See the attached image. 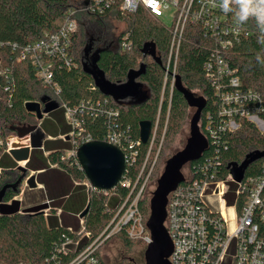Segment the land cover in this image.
<instances>
[{"label":"trees","instance_id":"16d2710c","mask_svg":"<svg viewBox=\"0 0 264 264\" xmlns=\"http://www.w3.org/2000/svg\"><path fill=\"white\" fill-rule=\"evenodd\" d=\"M83 2L84 0H0V42L2 43L0 57L2 65L7 67V72L12 77V80L0 77V141L4 142L9 134H16V127L22 124H37L34 113L26 111V102L48 100L55 105L65 102L72 106L81 101L86 102L88 99L103 100L106 98L108 105L116 107L119 111L115 124H113L114 127L122 131L128 127V133L134 139L139 137V121L149 120L152 129L158 117L156 136L153 141L155 149L151 150L153 156L163 129L162 144L170 141L180 131L188 117L189 107L183 95L175 89L170 98L168 94L160 103L163 66L169 34L167 29L155 18L149 16L144 9L139 8L133 13H121L117 7L105 13L78 11L76 14L77 31L72 37L69 49L73 63L70 67L63 65L55 67L53 81L58 87L56 93L52 86L43 84L36 78L28 59L14 60L17 48L13 47L12 43L21 47L26 42L41 37L45 30H56L67 7L73 4L77 6ZM115 22L123 23V28L119 32L115 31ZM192 26L193 24H187L185 40L179 53L177 73L184 87L205 98L206 104L201 112L200 123L204 111L211 107L212 92L202 72L203 50L197 43L200 38L189 33ZM125 32L128 33L132 42L130 50H122L120 47V40ZM148 40L155 43L156 53L161 59L160 64L149 55L143 56L140 51V47ZM257 54L264 56V44L259 42L258 34L252 33L235 48L231 63L237 68L243 85L258 90L264 97V64L257 63ZM92 57H98V67L113 83L125 81L128 71L137 69L143 62L145 69L136 81L145 86L147 91L141 97H126L122 100H114L111 96L104 95L94 85L92 76L84 70V66L89 67ZM11 77L9 76V79ZM7 82L9 91L3 89V85ZM55 116L59 124L63 122L61 116ZM262 117L264 119V112ZM104 118V116L90 118L83 124V130L90 133L93 140L102 139L107 128ZM37 125L44 128L45 122L42 121ZM68 130L65 131L67 139H69L68 133L71 130L70 125ZM48 134L58 135L56 130H51ZM227 140V147L222 146L219 149L220 172L227 173L233 165L240 166L250 154L260 153L243 170L244 175L258 174L264 161V132H260L253 123L243 120L240 129L228 134ZM63 142L65 141L60 140L59 145ZM68 142L67 149L70 150L71 142ZM59 145L49 149L45 144L44 148L50 150L47 155H43L42 149H32L24 164L27 172L42 170L38 176L39 182L43 184L47 198L54 200L48 202V205L41 203L33 208L20 210L19 202L13 200V197L20 193L21 183L25 176L24 171H22L23 174L20 173L21 170L17 168L15 162L10 163L9 167H1L0 202L3 203L0 204V260L4 264H46L45 260L52 259L59 242L66 236L72 237L75 233L68 229L69 225L58 222L54 213L61 199H56L58 195L53 196L52 194L64 191L61 188L64 187L62 183L64 184L66 179L75 182L87 181V179L76 162V158L65 153L64 149L68 144L61 147ZM138 148L137 161L128 172L133 179L141 164L147 144L142 143ZM210 151L211 147L188 165L191 168L195 167L203 155ZM156 163L157 160L150 173L151 181L158 176ZM2 164L3 162H0V165ZM77 188L84 189L83 186H77ZM71 189L72 193L66 199L68 204L77 199L75 195L77 193L73 192L75 189L73 187ZM127 193L128 189L120 185L107 192L88 189L87 195L82 197L81 208L77 210L81 212L86 203L88 204L87 211L82 216V225L85 230L89 231L93 237L96 236L109 221L114 207L123 200ZM226 199L230 202L231 195L227 193ZM8 201L10 203L6 204ZM47 206L49 208L44 214L43 209ZM64 206L67 210V203ZM139 208L144 215H147V194L139 200ZM117 236L121 238L122 250L125 252L133 246H138L123 232ZM96 254L99 256L98 252ZM120 263L125 264L121 261Z\"/></svg>","mask_w":264,"mask_h":264},{"label":"built area","instance_id":"2783aa9c","mask_svg":"<svg viewBox=\"0 0 264 264\" xmlns=\"http://www.w3.org/2000/svg\"><path fill=\"white\" fill-rule=\"evenodd\" d=\"M114 7L121 13H133L142 8L168 31L160 103L166 95L169 94L170 98L179 75L177 65L187 24H193L189 33L200 38L197 43L203 50L202 72L212 98L211 107L204 111L199 127L211 151L203 155L195 167L191 168L188 163L185 165L182 172L185 181L167 196L164 226L172 242L169 261L172 264H264V161L258 174L243 175L240 181H236L229 170L220 172L218 157L220 147H227V135L239 130L243 120L264 132V97L258 90L243 85L237 68L231 63L238 44L252 33L257 34L254 23L250 21L237 27L231 15L226 16L219 10L215 0H84L77 6L67 7L56 30H45L41 37L21 47L12 43L17 48L14 60L28 59L36 78L52 86L56 93L58 87L53 81L55 67H70L73 63L69 49L77 31V12L105 13ZM120 47L122 50L132 48L127 32L122 35ZM9 76L11 74L2 65L0 57V77L12 80ZM3 89L9 91L8 82ZM57 105L63 109L71 126L68 133L71 148L67 155L74 156L77 163V148L93 140L90 133L83 130V124L90 118L105 117L107 128L101 140L123 152L126 166L117 185L127 188L128 193L117 203L109 221L94 237L85 230L79 216V228L68 227L75 231L74 235L60 241L52 259H46L45 263L121 264V260L106 257L113 240L121 243L117 236L120 232L144 249L151 242L146 226L148 213L144 215L141 212L139 200L149 193L150 173L160 149L161 142L151 155L158 117L150 130L146 151L133 179L128 172L137 161L138 147L142 143L139 137H131L128 127L124 131L114 127L119 112L116 107L108 105L106 98L88 99L72 106L65 102ZM163 132L164 129L160 141ZM13 142L20 146L28 144L29 135L7 137L2 144L3 151L8 152ZM84 184L87 190L95 189L88 180ZM227 193L232 197L230 202L226 199Z\"/></svg>","mask_w":264,"mask_h":264},{"label":"water","instance_id":"95a60500","mask_svg":"<svg viewBox=\"0 0 264 264\" xmlns=\"http://www.w3.org/2000/svg\"><path fill=\"white\" fill-rule=\"evenodd\" d=\"M140 51L143 56L149 55L157 63H161L153 41L144 42L140 47ZM97 60L98 57H92L89 67L84 66V70L92 76L94 85L101 93L111 96L114 100H122L126 97L138 98L144 95L146 91L141 90L142 84L136 81V78L145 69L143 62L139 64L137 69L128 71L125 81L113 83L105 77L104 71L98 67ZM174 89L183 95L188 107L193 109V112L189 118L188 136L185 143L164 162L163 169L157 177L154 189L148 199L146 226L150 232L151 242L145 247L143 262L140 264H172L168 259L172 251V242L164 226L167 196L180 182L185 181L182 168L187 163L201 157L203 152L209 147L207 139L199 127L201 112L206 104L205 98L184 87L180 75L176 77ZM43 102V100L26 102L25 109L29 113H34L36 118L41 119L43 112L56 106L51 102L42 112L41 104ZM138 128L140 142L146 143L151 130V122L149 120H141L138 122ZM15 130L18 137L29 135L28 144L20 146L18 143L13 142L8 150L10 156L19 163L17 168L25 171L26 168L21 165V162L27 161L31 149L41 146L44 133L35 124L16 127ZM259 155L260 153L250 154L240 166L233 165L229 169L233 178L236 181H240L244 175V168ZM76 157L90 185L95 189L104 191L111 190L117 185L126 166L125 156L121 149L102 140H91L81 144L77 148ZM25 182L28 187L34 188L36 186L35 175L30 174ZM87 208L88 204L86 203L83 210L79 213L80 217L85 214Z\"/></svg>","mask_w":264,"mask_h":264},{"label":"crops","instance_id":"0c3cea01","mask_svg":"<svg viewBox=\"0 0 264 264\" xmlns=\"http://www.w3.org/2000/svg\"><path fill=\"white\" fill-rule=\"evenodd\" d=\"M61 110H62V108L59 107L58 105H56L55 107H52L48 111L42 113V118L40 119L39 124H41V122L43 121V122H45V125H44V128H42L41 126H38V127L44 133V138H42L41 146L39 148H34V149H42L43 155H47L48 152L50 151V150H47L46 148H44L45 144L47 145V147L49 149L51 147L58 146L60 140L61 141L64 140L65 142H63L62 145L60 144L59 147L65 146V144H68L67 142L69 141V139L66 138V132L65 131L66 130L69 131L68 130L69 123H68L67 119L65 118L64 113L62 114ZM55 115L61 116L63 122L59 124ZM51 130L52 131L56 130L58 135L52 136V135L48 134V132ZM31 150H30V152H31ZM30 152H29V155H30ZM28 158H29V156H28ZM0 162H3V164H2L3 166L0 165V170H1V167H5V166L9 167L8 165H11L10 163H12V162H15L17 165L19 164L6 151L0 152ZM25 162L26 161L22 162L23 166H24ZM50 166L55 167L52 165H50ZM29 172H31L32 174L34 173L36 186L34 188H30L28 186H24L21 188L20 194L23 196V201H22L21 197H20V199H16L15 198L16 196L13 197V200L19 202V207L21 208L20 210L30 209V208L37 206L38 204H41V203H46L48 205V202L52 201V200H49L47 198V195H46L44 188H43V184L40 183L39 179H38V176L42 172V170H29ZM62 186H64L61 188V190H64L63 192H60L59 194L57 192H54L52 194L53 196L58 195V198H56V199H61V203L58 204V207L55 208L54 214H55V216H57L59 223H62L64 225H69V227H71V228H77L78 229L79 228L78 218H79L80 212H77V210L79 208H81V206H82V200H83L82 197H84L85 192L82 188L81 189L73 188V189H75L73 192L77 193V194H75L77 199L75 202H71V203L69 202V204H68L66 199L68 198L69 194L72 193V191H70V190H72L71 189L72 181H68L66 179L65 183L64 184L62 183ZM2 203L3 202H0V204H2ZM9 203H10L9 201L6 202V204H9ZM66 203L68 206L67 210L64 209V207H65L64 205ZM48 208L49 207L47 206V208L43 209L44 214L47 213Z\"/></svg>","mask_w":264,"mask_h":264},{"label":"rangeland","instance_id":"374dc122","mask_svg":"<svg viewBox=\"0 0 264 264\" xmlns=\"http://www.w3.org/2000/svg\"><path fill=\"white\" fill-rule=\"evenodd\" d=\"M115 31L116 32H119L122 28H123V23L122 22H115ZM141 90H144V91H147L146 87L145 86H142ZM50 101H44L42 104H41V110L42 112L45 110L46 107H48L50 105ZM188 117L184 123V125L182 126V128L180 129L179 132H177L170 141L168 142H163L162 144V141L158 140L157 142V145H159L160 143V146L162 144V147H161V150L159 152V155H158V159H157V163H156V172H158V176L159 174L161 173L162 169H163V165H164V162L166 161V159L171 155L173 154L176 150L180 149L183 144L185 143V140L188 136V122H189V118L193 112V109L191 108H188ZM38 122L40 121V119L34 117ZM37 122V124H39ZM36 124V125H37ZM28 125V124H26ZM24 124H22V126H26ZM29 125H34V123L32 124H29ZM21 126V125H20ZM15 136V134H9L7 137H13ZM6 137V138H7ZM17 137V135H16ZM17 140V139H16ZM156 145V147H158ZM69 147V142H68V145L67 147L64 149L65 153L67 154L69 152V149H67ZM155 147V144H153V147ZM155 149V148H154ZM21 165L23 166V163L21 162ZM184 168L182 169V172L184 173ZM20 173H22V171H20ZM25 174L24 178H23V181L21 183V188L24 187V186H27L26 185V178L32 174L31 172H27L26 170L23 172ZM22 173V174H23ZM34 174V173H33ZM157 176V177H158ZM156 177V179H157ZM156 179H153L152 182L148 183V189H149V194H151V191L154 189V186H155V183H156ZM85 181H72V187L73 188H77V186H80V187H84V192L85 194L87 195V187L86 185L84 184ZM78 184V185H76ZM48 188V185L46 186ZM21 191V190H20ZM24 195V194H23ZM30 196V195H29ZM22 199L23 201V196L19 193L16 195V199ZM26 200V199H25ZM23 203V202H22ZM21 209V208H20ZM78 222H80V219L78 218ZM109 249V248H108ZM143 251H144V248L140 247V246H133L130 250H128L127 252H125L124 250H122V245L121 243L117 240H113V244H112V247L109 251V256L106 255V257H113L114 260L116 261H119L121 260V256L125 257V258H128V260L126 262H124L125 264H140L143 262ZM130 259H132L133 261L130 262ZM0 264H4L2 260H0Z\"/></svg>","mask_w":264,"mask_h":264},{"label":"clouds","instance_id":"9594fccd","mask_svg":"<svg viewBox=\"0 0 264 264\" xmlns=\"http://www.w3.org/2000/svg\"><path fill=\"white\" fill-rule=\"evenodd\" d=\"M224 15H231L237 27L254 23L258 40L264 44V0H215ZM256 61L264 64V56L257 54Z\"/></svg>","mask_w":264,"mask_h":264},{"label":"flooded vegetation","instance_id":"af4514ba","mask_svg":"<svg viewBox=\"0 0 264 264\" xmlns=\"http://www.w3.org/2000/svg\"><path fill=\"white\" fill-rule=\"evenodd\" d=\"M2 144H3V142H1V144H0V149H1V151H3V146H2ZM0 151V152H1ZM185 167V166H184ZM183 169V168H182ZM128 260V258H125V257H123V256H121V262H126ZM131 261H133L132 259H130V262Z\"/></svg>","mask_w":264,"mask_h":264}]
</instances>
